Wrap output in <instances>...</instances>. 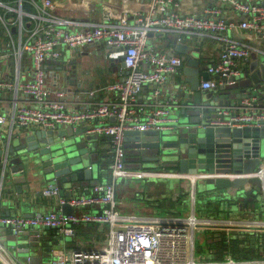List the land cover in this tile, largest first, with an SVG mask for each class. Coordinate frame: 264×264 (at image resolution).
Here are the masks:
<instances>
[{
	"label": "built area",
	"instance_id": "2783aa9c",
	"mask_svg": "<svg viewBox=\"0 0 264 264\" xmlns=\"http://www.w3.org/2000/svg\"><path fill=\"white\" fill-rule=\"evenodd\" d=\"M228 12L239 19L230 20ZM231 27L247 29L264 41V0H206L202 9L189 12L179 9V0H148L145 11L129 12L122 5L102 9L97 17L87 19L60 14L55 0H0V96L10 95L2 100L0 110V199L11 142L22 131L85 125V134L107 137L112 154L106 181L79 186L74 193L61 196L56 210L0 211V227H7L15 237L30 228L53 229L61 236L74 237L76 226L91 224L105 233L100 243H79L55 253L47 264H264V258L236 259L228 253L220 259L195 255L194 236L201 226L264 229V218L235 223L200 216L195 210L196 179L189 184L190 205L181 217L124 213L120 205L125 202L116 195L118 180L127 174L125 132L165 130L175 122L169 115L174 104L164 89L186 56L158 52L147 39L161 33L169 36L173 49L184 43L190 50L195 44L216 41L218 57L205 64L202 70L209 77L198 86L207 91L236 81L252 53L264 56L263 47L228 35ZM89 45L98 54L97 47L101 48L104 59L123 62L127 73L123 80L87 90L91 99L86 107L75 109L70 100L73 93L57 82V61L65 50L82 51ZM182 82L181 87L188 88ZM147 87V95L141 98ZM210 124L264 127V103L252 96L239 104L220 105ZM254 175L260 179L264 201V159ZM52 185L43 189L46 196L60 191L57 184ZM64 204L73 211L63 212ZM32 258L28 255L26 263L20 261L0 241V264H29Z\"/></svg>",
	"mask_w": 264,
	"mask_h": 264
},
{
	"label": "water",
	"instance_id": "95a60500",
	"mask_svg": "<svg viewBox=\"0 0 264 264\" xmlns=\"http://www.w3.org/2000/svg\"><path fill=\"white\" fill-rule=\"evenodd\" d=\"M190 48L184 43L175 45V51L182 54ZM67 50L69 53L63 60L70 64V69L65 67L63 81L66 85L75 82L80 87L75 75L74 57L89 51ZM61 61H57V69L62 68ZM111 63L119 73H127L123 62L113 60ZM200 65L199 58L193 55L185 60L183 74L188 88L181 87L180 82L177 84L175 94L183 101L179 103L181 117L175 118L172 127L126 131L125 141L131 143L125 145L141 153L152 151L158 160L170 161L180 172L202 175L198 181L203 183L206 193L204 200L202 197L198 202L207 209L254 207V203H262L260 179L254 173L259 171L264 159V127L216 126L210 124V120L216 116L220 105L239 104L244 97L255 96L264 103V56L252 55L236 81L207 90L204 95L198 86L209 74ZM189 89L193 91L192 96ZM83 131L77 132L71 127L53 131H22L18 134L17 143L11 142L7 173L16 178L31 173L40 184H57L62 196L74 193L79 186L97 183L96 180L87 181V172L80 168L88 163V151L98 150L94 145L97 135ZM225 174L243 175L230 177ZM61 208L65 213L73 211L69 204ZM5 213L10 214L8 211Z\"/></svg>",
	"mask_w": 264,
	"mask_h": 264
},
{
	"label": "crops",
	"instance_id": "0c3cea01",
	"mask_svg": "<svg viewBox=\"0 0 264 264\" xmlns=\"http://www.w3.org/2000/svg\"><path fill=\"white\" fill-rule=\"evenodd\" d=\"M57 3V11L70 18H79L87 19L97 17L102 9H117L120 6H125L129 9V12L132 11H145L147 8L148 0H55ZM206 0H179V9L183 12L189 11H198L202 9ZM230 20L237 21L239 16L235 13L228 12L226 14ZM227 34L234 36L240 40L248 41L257 44L264 48V41L257 39L253 33L247 29H242L239 27H231L227 30ZM155 42L150 43L154 48L165 50L166 52L175 51L173 49L172 41L169 36L157 33L151 35ZM163 38L166 39V42H163ZM198 47L195 50V47ZM82 51H89L91 54H95L94 47L88 46L87 49L82 48ZM219 45L216 41H206L205 43L195 44L191 50H188L187 53H184L185 60L187 57L193 55L198 57L200 60V68H204L205 64L209 61H215L218 57ZM176 52V51H175ZM77 54L75 58V75L79 76L77 81L80 82V87H78L75 82L72 84L60 86L67 88L70 92L73 93L71 106L75 109H83L86 107V103L91 99V96L87 93V90L95 87H102L107 83L122 80L124 79V74L119 73L117 70L110 67L111 61L105 59L103 64L104 69H108L106 77L104 80L98 79L95 83L83 85L82 79L83 76L78 74L79 66L83 67L86 64L82 63L83 57L86 54ZM256 53H252V55ZM252 55L250 59H252ZM79 59V61L77 60ZM249 59V60H250ZM185 61L181 68L174 74L170 80L167 82L164 91L166 95L172 100L173 107L171 108L169 115L174 118L181 117L180 109L181 103L183 100L179 98L175 93L177 91V84L184 81L183 67ZM70 69V64L67 65ZM1 69V66H0ZM2 71L0 72V77ZM87 79L95 80L93 75H88ZM86 78V76H85ZM105 82V83H104ZM104 83V84H102ZM185 83L182 82V84ZM102 84V85H101ZM186 87L188 86L185 83ZM79 88V89H78ZM83 88V90H81ZM149 91V87L145 88L141 94V98H145L146 93ZM188 91V90H187ZM202 95L205 91L199 90ZM209 91V90H208ZM190 96L193 95V91H190ZM8 95L5 97L0 96V110L2 109V100L10 98ZM190 100V99H189ZM186 117L188 115H185ZM85 126V125H84ZM84 126H65L71 127L72 130L82 131ZM63 127V128H65ZM37 130V129H36ZM33 130V131H36ZM97 138L95 144L97 145L98 150L96 152H89L88 165H84L81 170H85L88 174V180L93 182H104L108 179L107 167L111 161V152L108 146V140L106 136L96 134ZM126 143H131L126 141ZM127 145V144H126ZM128 148V149H127ZM128 150V151H127ZM135 148H130L126 146V165H127V174L123 175L118 180V188L116 190V195L119 199L125 202V205H120L122 212L124 213H134L138 216L143 217H165V216H176L181 217L183 213L178 212V208L184 206L188 202L189 195V184L191 180H195V189L196 184H200V189L197 191L198 200L202 199L206 191L204 190L203 183H199L198 176L195 174H188L186 172H180L171 165V162L168 160L157 159L154 156L152 151H147L145 153L138 152ZM2 169L0 163V171ZM229 175V174H225ZM162 177L166 178L162 180ZM227 177V176H226ZM36 177L31 175V173L25 174L21 178H16L12 174L6 173L2 186V196L0 199V211L3 213L9 212L10 214H31L34 212H46L48 210L59 209V198L62 196L60 191L54 193L50 196H46L43 193L45 184H40L36 181ZM138 181H135V180ZM177 179L184 180L183 184L177 189ZM50 184V183H49ZM48 185V184H47ZM60 190V189H59ZM68 191V189H64ZM204 200V197L203 199ZM204 208H199L200 216H211L217 217L221 222L224 221H233L235 223H244L243 221H249L259 217L258 219L264 218V210L248 206L247 208H242L239 206L237 209H223L212 207L211 209L205 208L206 211H203ZM42 210V211H41ZM76 211V209H75ZM161 211H164L165 214H161ZM216 214H214L215 212ZM78 212V210L76 211ZM6 214V213H5ZM244 219V220H243ZM100 228L97 225H79L76 226V234L74 237H69L70 240H66V236H61L56 233L53 229H36L30 228L26 233L21 236L15 237L11 231L6 227H0V241L7 245L10 236H14V246H8L11 251L16 249V257L25 262V257L31 255L33 258L29 264H47L55 255L60 251H69L79 243H85L86 246H92L100 243L99 241L102 237L105 236V233L94 234V230ZM208 230V239L207 246L205 248V254L213 256L215 259L222 258L221 256L225 253H222L223 248L220 247V244L216 246V239H214V234L212 231L222 230V228L214 227L213 225L201 226L197 231ZM264 230V229H261ZM254 231V230H252ZM196 233V232H195ZM225 234V231H221ZM212 234V236H211ZM227 234V233H226ZM251 236V235H250ZM251 242H256V239L251 238ZM246 248L247 246L244 245ZM245 247H240L241 252L237 253L236 259H253V258H264V240L259 239L254 245L256 253L258 256H252L250 253H247L244 249ZM252 247V248H254ZM247 250V249H246ZM13 252V251H12ZM234 253V252H233ZM15 256V255H14ZM234 257V256H233Z\"/></svg>",
	"mask_w": 264,
	"mask_h": 264
},
{
	"label": "rangeland",
	"instance_id": "374dc122",
	"mask_svg": "<svg viewBox=\"0 0 264 264\" xmlns=\"http://www.w3.org/2000/svg\"><path fill=\"white\" fill-rule=\"evenodd\" d=\"M163 42H166V39L163 38L162 39ZM155 42L154 39L152 37H149L147 39V43H152ZM198 47H195V50H197ZM97 50L99 52H101L100 54H98L97 52L95 54H86L84 55V59L82 60V63H85L86 65L83 67L79 66L78 69V74H81L83 76L82 79V83L85 87V85L88 86V84H92L95 83V81H97L98 79H102L104 80V78L106 77V73L108 72V69H104L105 66H103V64L106 62L105 59L103 58V53H102V49L97 47ZM68 50H65V52L63 53V57H62V61L59 62L60 65H62L61 69H58L56 71V73L59 74L58 78H57V82L61 84V86L66 85V83L63 81V72L66 71L65 67L67 66L66 60H63V58H67V54L69 52H67ZM157 51H165V50H160L157 49ZM77 60L79 61V59L77 58ZM54 62V61H52ZM50 67V65H49ZM110 67L112 69H114L115 64L111 63ZM88 75H93L95 80H91V79H87ZM86 76V78H85ZM79 76H76V79ZM105 83V82H104ZM102 83V84H104ZM101 84V85H102ZM20 135L14 136L13 137V144L17 143L18 138ZM128 149V148H127ZM128 151V150H127ZM262 157H264V155H262ZM7 173V171H6ZM135 180V179H133ZM138 181V180H135ZM184 180H179L177 179L176 183H177V189H179V186L183 184ZM201 183V182H199ZM200 184H196V196H195V210L198 213L199 212V208H204L203 211L205 210L204 205L200 204L198 202V198H197V191H199L200 189ZM262 199V203H254V207L260 209V211L264 210V201H263V197L261 196L260 201ZM189 205H190V200H189V195H188V202L185 203L184 206H181L178 208V212L180 213H184V211L189 209ZM42 211V210H41ZM217 212H215L214 214H216ZM161 214H165L164 211H161ZM259 217H255V219H258ZM263 219V218H262ZM104 228V227H103ZM105 230V228H104ZM254 230V231H252ZM101 229L98 228V230H94V234L98 233V235H101ZM221 231H225V234L221 233ZM104 233V232H102ZM212 234H214V239H216V246L218 245V243L220 244V247L225 249L222 251V253H228L231 254L232 256L236 257L237 253L241 252V248L240 247H245L244 245L247 246V248L245 247V251L247 253L251 254L252 256H258V254L256 253V249L254 247V245L257 243V241H259V239H262V241L264 240V230L258 229V228H232V227H226V228H222V230H217V231H212ZM227 233V234H226ZM208 234L209 231L208 230H204V231H196L195 236H194V246H195V255H200L202 253L205 252V248L207 246V239H208ZM211 234V236H212ZM251 235V236H250ZM251 238L256 239V242H251ZM14 240L15 237L14 236H10L9 237V241L7 243L8 246H14ZM66 240H70L69 237H66ZM103 240V237L102 239ZM101 240L99 242H101ZM254 247V248H252ZM247 249V250H246ZM13 251V254L16 256V249L15 251ZM16 252V253H15ZM234 252V253H233ZM223 256V255H222ZM221 256V257H222ZM257 258V257H256Z\"/></svg>",
	"mask_w": 264,
	"mask_h": 264
}]
</instances>
